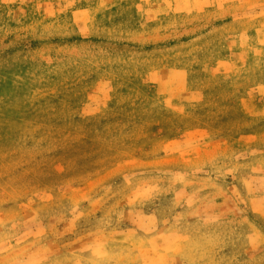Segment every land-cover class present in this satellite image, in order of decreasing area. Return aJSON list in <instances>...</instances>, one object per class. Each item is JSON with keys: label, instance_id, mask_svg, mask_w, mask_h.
Listing matches in <instances>:
<instances>
[{"label": "rangeland", "instance_id": "rangeland-1", "mask_svg": "<svg viewBox=\"0 0 264 264\" xmlns=\"http://www.w3.org/2000/svg\"><path fill=\"white\" fill-rule=\"evenodd\" d=\"M0 264H264V0H0Z\"/></svg>", "mask_w": 264, "mask_h": 264}]
</instances>
